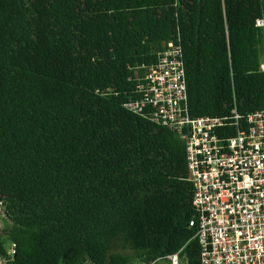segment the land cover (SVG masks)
<instances>
[{"label": "trees", "instance_id": "16d2710c", "mask_svg": "<svg viewBox=\"0 0 264 264\" xmlns=\"http://www.w3.org/2000/svg\"><path fill=\"white\" fill-rule=\"evenodd\" d=\"M264 0H0V254L8 264H202L183 139L136 71L183 48L189 113L264 106ZM231 134L236 126L230 127ZM124 251H131L127 253Z\"/></svg>", "mask_w": 264, "mask_h": 264}, {"label": "built area", "instance_id": "2783aa9c", "mask_svg": "<svg viewBox=\"0 0 264 264\" xmlns=\"http://www.w3.org/2000/svg\"><path fill=\"white\" fill-rule=\"evenodd\" d=\"M264 35V13L256 20ZM261 71L264 72V43ZM138 96L126 107L176 132L186 145L193 205L202 264H264V106L243 121L234 109L235 124L228 117H193L188 108L186 69L182 45H162L158 61L136 71ZM236 126L231 134L230 127ZM6 196L0 193V216H5ZM181 250L166 258L179 264ZM17 253L10 243L0 264H8Z\"/></svg>", "mask_w": 264, "mask_h": 264}, {"label": "rangeland", "instance_id": "374dc122", "mask_svg": "<svg viewBox=\"0 0 264 264\" xmlns=\"http://www.w3.org/2000/svg\"><path fill=\"white\" fill-rule=\"evenodd\" d=\"M2 227H3V223L1 221V227L0 228H2ZM8 245L10 246V243L9 242H8ZM124 252L131 253V251H124ZM158 264H170V263L167 262V261H160Z\"/></svg>", "mask_w": 264, "mask_h": 264}]
</instances>
